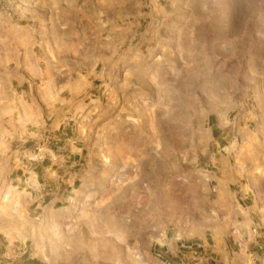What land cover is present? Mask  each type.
<instances>
[{"label": "rangeland", "instance_id": "1", "mask_svg": "<svg viewBox=\"0 0 264 264\" xmlns=\"http://www.w3.org/2000/svg\"><path fill=\"white\" fill-rule=\"evenodd\" d=\"M14 24L0 264H220L264 236V0L1 2ZM58 88L75 106L41 108ZM25 92L37 124L19 119Z\"/></svg>", "mask_w": 264, "mask_h": 264}, {"label": "crops", "instance_id": "2", "mask_svg": "<svg viewBox=\"0 0 264 264\" xmlns=\"http://www.w3.org/2000/svg\"><path fill=\"white\" fill-rule=\"evenodd\" d=\"M21 7V6H19ZM10 18V17H9ZM14 24L11 27H8L7 30H5V28H3L2 26H0V38L6 40V42L9 46H14L15 48H21L22 47V43H24V36L22 35V30H19V28L21 26ZM17 34V35H16ZM8 39V40H7ZM11 57L12 54H9V56L7 57V60H5V65L7 64H11ZM31 65V63L29 64ZM10 67V66H9ZM33 68V75L35 76L36 70L34 68V66H32ZM10 68H8L6 70L5 73V80L7 78L11 79L10 77ZM29 70V68H28ZM28 73H30V70L28 71ZM31 75V74H30ZM65 92H63L62 94L59 91V88L57 90H43V92L41 93V98L43 101H41L40 107L43 109H48V110H55V109H59L60 106L62 107H70L71 105H73L72 107H74L75 105V101H73V96L69 97V98H65L63 97V94ZM28 96V93H24V98L22 97V95H17V101L14 102L15 105H20L19 108L16 107L18 113L20 114L19 119L23 124H37L40 122L41 118L40 116H38L39 114L36 113V109L35 106H37L36 102L31 100V101H26V97ZM71 98V99H70ZM6 109L5 111L9 110L11 107V103L8 102V104L6 105ZM31 107V109H30ZM36 119V120H35ZM33 120H35L36 122H33ZM251 218V216H250ZM250 218H248L247 221V227L245 228V233L249 234L250 232V227L251 225L253 226L254 222L252 220H250ZM248 229V230H247ZM10 231V230H0V255L2 254H6L8 252V249L5 245H3L2 243V239L1 237H3V234L6 236V232ZM251 231L253 232V227L251 228ZM248 237V235H247ZM248 247L245 251V253L239 252V251H234L231 250L229 252V256L230 258H227L226 262L225 260H223V258L221 257V261L220 264H264V236H261L260 234H251V238L250 241L248 242ZM245 246V245H244ZM234 255L235 258L233 257ZM215 261L216 263H219L217 260H212V262ZM224 261V263H223Z\"/></svg>", "mask_w": 264, "mask_h": 264}, {"label": "built area", "instance_id": "3", "mask_svg": "<svg viewBox=\"0 0 264 264\" xmlns=\"http://www.w3.org/2000/svg\"><path fill=\"white\" fill-rule=\"evenodd\" d=\"M4 3L6 6L13 8L14 3H16V0H0V3ZM258 233V229H253V234H257ZM203 246L201 244H192L191 246H186V245H181L179 246V250L177 251L176 257H178L180 260H182L180 257L182 256L183 259H185V255L184 252L186 251H190V250H195V249H202ZM189 253V252H188ZM193 253V255H197V252H191ZM4 257V255H0V263L2 262V258ZM199 258H195V260H197ZM208 263V262H207Z\"/></svg>", "mask_w": 264, "mask_h": 264}, {"label": "bare ground", "instance_id": "4", "mask_svg": "<svg viewBox=\"0 0 264 264\" xmlns=\"http://www.w3.org/2000/svg\"><path fill=\"white\" fill-rule=\"evenodd\" d=\"M28 68H29V70H30L31 72H33L32 65H29ZM43 151H44V150H43ZM33 181H34V180H31V181H30V184H31V185H32V183H34ZM7 198H8V197H7ZM241 212H242V210H241ZM247 230H248V229H247ZM9 237L12 238V239H15V240H16V239H18L20 236H16V235H11V234H10Z\"/></svg>", "mask_w": 264, "mask_h": 264}]
</instances>
